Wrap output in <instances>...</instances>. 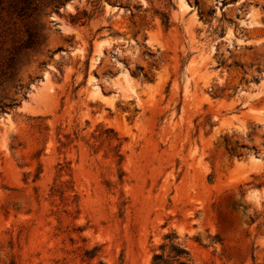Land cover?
Here are the masks:
<instances>
[{
	"label": "rangeland",
	"instance_id": "374dc122",
	"mask_svg": "<svg viewBox=\"0 0 264 264\" xmlns=\"http://www.w3.org/2000/svg\"><path fill=\"white\" fill-rule=\"evenodd\" d=\"M172 245L264 264V0H0V264Z\"/></svg>",
	"mask_w": 264,
	"mask_h": 264
},
{
	"label": "trees",
	"instance_id": "16d2710c",
	"mask_svg": "<svg viewBox=\"0 0 264 264\" xmlns=\"http://www.w3.org/2000/svg\"><path fill=\"white\" fill-rule=\"evenodd\" d=\"M40 39L37 37V33L28 28V37L23 41V47L35 46ZM15 59L12 57L8 63V67H14ZM173 255H165L164 253H156L153 258V264H189L186 260L182 259L184 254H188L187 250L184 248L172 245Z\"/></svg>",
	"mask_w": 264,
	"mask_h": 264
}]
</instances>
